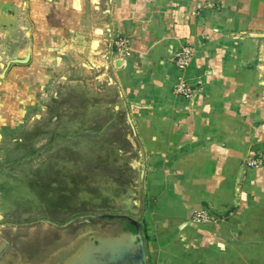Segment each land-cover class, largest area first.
Instances as JSON below:
<instances>
[{
    "label": "crops",
    "instance_id": "0c3cea01",
    "mask_svg": "<svg viewBox=\"0 0 264 264\" xmlns=\"http://www.w3.org/2000/svg\"><path fill=\"white\" fill-rule=\"evenodd\" d=\"M27 44V61L7 64ZM72 65L114 77L137 174L116 200L140 222L148 264H264V0H0V139L44 112ZM201 207L224 217L192 221ZM10 227L0 264L41 263Z\"/></svg>",
    "mask_w": 264,
    "mask_h": 264
},
{
    "label": "rangeland",
    "instance_id": "374dc122",
    "mask_svg": "<svg viewBox=\"0 0 264 264\" xmlns=\"http://www.w3.org/2000/svg\"><path fill=\"white\" fill-rule=\"evenodd\" d=\"M113 79L99 66L72 65L42 114L3 130L0 222L11 224L7 237L34 240L32 248H23L34 263L75 228L124 224L120 217L91 215L132 214L116 200L134 187L128 181L137 174L129 167L135 152L121 139L131 126Z\"/></svg>",
    "mask_w": 264,
    "mask_h": 264
},
{
    "label": "water",
    "instance_id": "95a60500",
    "mask_svg": "<svg viewBox=\"0 0 264 264\" xmlns=\"http://www.w3.org/2000/svg\"><path fill=\"white\" fill-rule=\"evenodd\" d=\"M26 48L27 51L22 57L13 56L7 64L27 61L29 44ZM116 61L119 62L120 58ZM91 216L95 218L120 217L124 219V224L110 230L97 224L75 228L74 234L59 244L57 249L39 264H148L142 226L136 218L127 213L112 212Z\"/></svg>",
    "mask_w": 264,
    "mask_h": 264
},
{
    "label": "built area",
    "instance_id": "2783aa9c",
    "mask_svg": "<svg viewBox=\"0 0 264 264\" xmlns=\"http://www.w3.org/2000/svg\"><path fill=\"white\" fill-rule=\"evenodd\" d=\"M113 47H114L113 49L114 54L119 56L120 58L129 55L130 53L128 39L124 36L119 35L115 37L113 39ZM192 56H193V47L188 43H185L179 49H177L173 56V61L177 69L180 71L185 70L190 63ZM177 91L178 93L188 97L190 95L191 89L185 81L180 80L177 85ZM245 163L247 166H253L256 164L253 159H247ZM223 217H224L223 215L215 214L209 209L204 207L195 209L190 215V219L194 222L211 221V220L221 219Z\"/></svg>",
    "mask_w": 264,
    "mask_h": 264
}]
</instances>
